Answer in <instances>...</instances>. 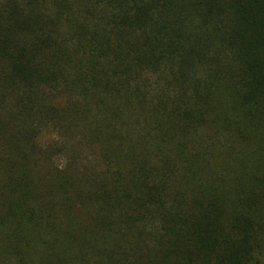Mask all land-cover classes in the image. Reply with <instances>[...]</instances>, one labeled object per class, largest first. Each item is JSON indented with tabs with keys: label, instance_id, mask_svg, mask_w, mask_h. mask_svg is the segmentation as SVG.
Segmentation results:
<instances>
[{
	"label": "trees",
	"instance_id": "1",
	"mask_svg": "<svg viewBox=\"0 0 264 264\" xmlns=\"http://www.w3.org/2000/svg\"><path fill=\"white\" fill-rule=\"evenodd\" d=\"M0 264H264V0H0Z\"/></svg>",
	"mask_w": 264,
	"mask_h": 264
},
{
	"label": "rangeland",
	"instance_id": "2",
	"mask_svg": "<svg viewBox=\"0 0 264 264\" xmlns=\"http://www.w3.org/2000/svg\"><path fill=\"white\" fill-rule=\"evenodd\" d=\"M81 156H82V160H85V158L88 157V159L91 160L92 164L95 166L100 164V161H98V156L96 155L95 150H87L86 148H83L81 150Z\"/></svg>",
	"mask_w": 264,
	"mask_h": 264
}]
</instances>
